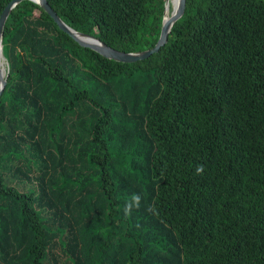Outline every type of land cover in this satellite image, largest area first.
<instances>
[{"label":"trees","instance_id":"16d2710c","mask_svg":"<svg viewBox=\"0 0 264 264\" xmlns=\"http://www.w3.org/2000/svg\"><path fill=\"white\" fill-rule=\"evenodd\" d=\"M47 1L120 51L160 35L165 0ZM3 54L0 264H264V0H186L135 62L22 0Z\"/></svg>","mask_w":264,"mask_h":264},{"label":"water","instance_id":"95a60500","mask_svg":"<svg viewBox=\"0 0 264 264\" xmlns=\"http://www.w3.org/2000/svg\"><path fill=\"white\" fill-rule=\"evenodd\" d=\"M21 1L22 0H10L0 13V53H3V30L6 19L10 14L11 10ZM30 1L35 2L40 7H42L53 18L59 28L66 32L69 36H71L79 45L83 47H88L108 59H112L119 62H135L138 60L145 59L151 54L157 52L160 47L167 42V38L173 24L183 15L186 3V0H177L175 10L168 14L169 0H165L160 35L154 46L141 51L125 52L117 50L107 45L106 43H104L93 35L72 28L62 20V18L56 13V11L49 5L47 0ZM8 70L9 65L5 58L4 70H2V68L0 67V95L2 94L7 82L6 75Z\"/></svg>","mask_w":264,"mask_h":264},{"label":"bare ground","instance_id":"6f19581e","mask_svg":"<svg viewBox=\"0 0 264 264\" xmlns=\"http://www.w3.org/2000/svg\"><path fill=\"white\" fill-rule=\"evenodd\" d=\"M171 2H172V0H169L168 14L170 12H172L173 10H175L176 4H177V0H174L172 5H171ZM4 64H5L4 54L3 53H0V67L2 68V70H4Z\"/></svg>","mask_w":264,"mask_h":264},{"label":"clouds","instance_id":"9594fccd","mask_svg":"<svg viewBox=\"0 0 264 264\" xmlns=\"http://www.w3.org/2000/svg\"><path fill=\"white\" fill-rule=\"evenodd\" d=\"M200 169H198V171H199Z\"/></svg>","mask_w":264,"mask_h":264}]
</instances>
